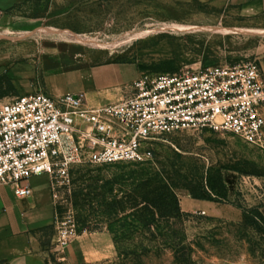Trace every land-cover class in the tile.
Here are the masks:
<instances>
[{
	"label": "rangeland",
	"instance_id": "374dc122",
	"mask_svg": "<svg viewBox=\"0 0 264 264\" xmlns=\"http://www.w3.org/2000/svg\"><path fill=\"white\" fill-rule=\"evenodd\" d=\"M66 6L36 31L0 33V70L13 69L5 72L13 88L3 80L7 94L0 101L49 92L48 68L60 60L66 68L116 70L125 79L119 96L143 73L256 61L264 74V14L243 16L227 0H72ZM143 145L152 155L140 163L82 161L68 175L52 176L57 217L42 235L48 264H264V146L210 129ZM157 174L171 177L179 210L161 217L159 229L135 230L131 196L140 199L142 183ZM46 175L31 177L33 186H43ZM159 179L145 187L165 185ZM65 230L75 234L69 241L83 234L88 259L95 253L98 259H64Z\"/></svg>",
	"mask_w": 264,
	"mask_h": 264
},
{
	"label": "built area",
	"instance_id": "2783aa9c",
	"mask_svg": "<svg viewBox=\"0 0 264 264\" xmlns=\"http://www.w3.org/2000/svg\"><path fill=\"white\" fill-rule=\"evenodd\" d=\"M205 129L264 146L259 63L143 73L129 93L100 104H90L84 91L54 95L41 89L0 101V186H12L17 197H31L33 176L68 175L82 161L142 162L152 155L145 141ZM69 232L59 239L62 248L67 236L75 235Z\"/></svg>",
	"mask_w": 264,
	"mask_h": 264
},
{
	"label": "crops",
	"instance_id": "0c3cea01",
	"mask_svg": "<svg viewBox=\"0 0 264 264\" xmlns=\"http://www.w3.org/2000/svg\"><path fill=\"white\" fill-rule=\"evenodd\" d=\"M72 0H0V33L33 32L45 23L46 16L58 13ZM77 1V0H74ZM228 4L246 17L264 14V0H227ZM28 10H31L29 13ZM68 65V64H67ZM4 67L0 74L12 71ZM14 81H20L11 73ZM78 80L80 84L72 86ZM121 74L114 69L90 70L76 67L66 68L63 61L48 68L47 86L54 95L67 92L84 91L90 104L106 103L124 95L118 85L124 82ZM71 84V86H70ZM19 89L18 85H16ZM31 179V178H30ZM31 197L20 198L14 194L10 185L0 186V264H48L43 233L54 224L56 201L51 175L47 174L46 186H33ZM42 181V179H41ZM84 235L68 242L61 249L63 258L72 263L90 262L88 259Z\"/></svg>",
	"mask_w": 264,
	"mask_h": 264
},
{
	"label": "trees",
	"instance_id": "16d2710c",
	"mask_svg": "<svg viewBox=\"0 0 264 264\" xmlns=\"http://www.w3.org/2000/svg\"><path fill=\"white\" fill-rule=\"evenodd\" d=\"M3 80L8 81L10 88H13L11 78L6 73L0 74V83ZM6 94V91L0 90V98ZM158 178H160L159 180L165 181V185L153 188L145 187V185H150V181ZM142 185L145 189L142 190L140 199L137 195H132L130 199L132 211L128 216L130 218L129 226L135 230H139L140 228L148 231L159 229L162 222L161 217H171L179 210L178 198L172 189L174 186L171 177L165 175L161 177L160 174H157L147 178ZM114 240L117 244L119 242L118 236L114 235ZM183 251H185L184 245L177 247L178 253Z\"/></svg>",
	"mask_w": 264,
	"mask_h": 264
}]
</instances>
